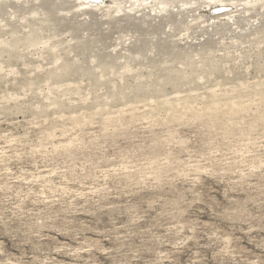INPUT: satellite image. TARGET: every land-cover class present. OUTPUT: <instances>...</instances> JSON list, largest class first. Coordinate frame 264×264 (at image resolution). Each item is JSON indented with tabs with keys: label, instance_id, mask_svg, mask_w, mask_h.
<instances>
[{
	"label": "rangeland",
	"instance_id": "374dc122",
	"mask_svg": "<svg viewBox=\"0 0 264 264\" xmlns=\"http://www.w3.org/2000/svg\"><path fill=\"white\" fill-rule=\"evenodd\" d=\"M101 1L0 0V264H264V2Z\"/></svg>",
	"mask_w": 264,
	"mask_h": 264
},
{
	"label": "bare ground",
	"instance_id": "6f19581e",
	"mask_svg": "<svg viewBox=\"0 0 264 264\" xmlns=\"http://www.w3.org/2000/svg\"><path fill=\"white\" fill-rule=\"evenodd\" d=\"M99 1L101 0H84L83 4L93 9H98V10H103L105 7L109 8V6L104 3V1H101L102 3H99ZM119 1L122 3H125L126 7L128 6L127 8L131 11L139 9L140 7H143L149 4L150 2H154V4H152V8L154 11L156 10L164 11L167 9L168 6H171L175 2L178 3V6H180V8H187L188 5L189 6L194 5L196 7L195 9H199L203 6L209 7L211 5H214L215 7H219V8L228 7L229 5H231V4H227L228 0H119ZM261 2H264V0H242L241 3L236 4V5L237 6H248L249 4L261 3ZM220 3H222V5H217ZM229 11L230 9L225 8V9L220 10L217 13V15L218 17L228 16L231 18L234 16V12H231V11L229 12ZM199 17H202V16L199 15Z\"/></svg>",
	"mask_w": 264,
	"mask_h": 264
}]
</instances>
